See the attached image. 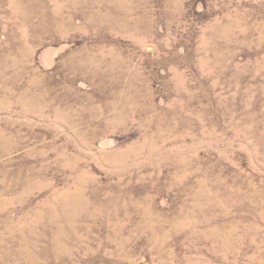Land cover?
Masks as SVG:
<instances>
[{"label": "rangeland", "instance_id": "rangeland-1", "mask_svg": "<svg viewBox=\"0 0 264 264\" xmlns=\"http://www.w3.org/2000/svg\"><path fill=\"white\" fill-rule=\"evenodd\" d=\"M0 264H264V0H0Z\"/></svg>", "mask_w": 264, "mask_h": 264}]
</instances>
